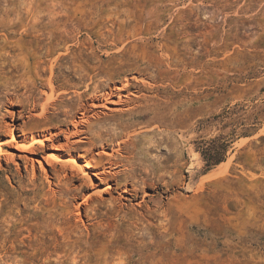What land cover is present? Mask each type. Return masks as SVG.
<instances>
[{
	"label": "rangeland",
	"instance_id": "1",
	"mask_svg": "<svg viewBox=\"0 0 264 264\" xmlns=\"http://www.w3.org/2000/svg\"><path fill=\"white\" fill-rule=\"evenodd\" d=\"M0 264H264V0H0Z\"/></svg>",
	"mask_w": 264,
	"mask_h": 264
},
{
	"label": "trees",
	"instance_id": "2",
	"mask_svg": "<svg viewBox=\"0 0 264 264\" xmlns=\"http://www.w3.org/2000/svg\"><path fill=\"white\" fill-rule=\"evenodd\" d=\"M244 124H242L243 126ZM232 134H228V136L220 137L213 141L214 145L212 147H208L206 152L203 153V158L205 161L206 171H209L214 166L219 165L225 159V154L231 148L233 143L232 138H229ZM240 137H248L246 133H241ZM216 141H220L219 144H216ZM222 155H224L222 157Z\"/></svg>",
	"mask_w": 264,
	"mask_h": 264
},
{
	"label": "bare ground",
	"instance_id": "3",
	"mask_svg": "<svg viewBox=\"0 0 264 264\" xmlns=\"http://www.w3.org/2000/svg\"><path fill=\"white\" fill-rule=\"evenodd\" d=\"M151 111H153V116H152V117H149V114H150ZM164 113H166V114L168 115V118L171 117L169 111L163 112V111H159V110H157V109L147 108V109H145V110L141 113V117H142L141 120H139V121H136V120H128V121H126V122H123V123H122V128H123V129H131V128H134V127L138 126V125L141 124V123H145V122L149 121L150 119H151V120H155V121H162V119H163V117H164ZM189 114H190V112L187 113V115H186V121H187V123H188ZM168 122H170V121H168ZM169 124H170V123H169ZM181 124H182V123H181ZM155 142H156V145H152V146H150V149H151V150H154L155 148H157V147L160 146L161 139H158V138H157V139L155 140ZM161 152H162V150H161ZM142 153H143V152H142ZM219 166H220V165H219Z\"/></svg>",
	"mask_w": 264,
	"mask_h": 264
}]
</instances>
